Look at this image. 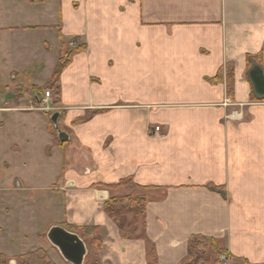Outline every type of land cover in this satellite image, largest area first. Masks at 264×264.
I'll list each match as a JSON object with an SVG mask.
<instances>
[{"label": "crops", "instance_id": "1", "mask_svg": "<svg viewBox=\"0 0 264 264\" xmlns=\"http://www.w3.org/2000/svg\"><path fill=\"white\" fill-rule=\"evenodd\" d=\"M52 16L44 83L73 38L86 49L62 72L59 103L50 99L38 129L60 160L22 243L48 230L55 211L58 225L96 228L101 264H179L195 235L264 264V96L250 79L254 68L264 75V0H55ZM23 20L14 0H0V64L10 62L11 77L21 36L37 28ZM32 92L35 103L43 98ZM22 104L0 111L42 112ZM54 112L64 144L49 130ZM126 179L147 189L100 188ZM135 195L147 198L146 239H124L103 211L109 198Z\"/></svg>", "mask_w": 264, "mask_h": 264}, {"label": "rangeland", "instance_id": "2", "mask_svg": "<svg viewBox=\"0 0 264 264\" xmlns=\"http://www.w3.org/2000/svg\"><path fill=\"white\" fill-rule=\"evenodd\" d=\"M14 4L24 18L22 24L37 28L33 33L25 36L26 38L21 36L22 57L16 63L17 71L15 70L13 75L15 79L9 76L10 62L0 64V108L5 109L23 103L25 108L30 106L34 109H42L39 100L36 103L33 101L32 90L35 89L28 88L38 85L40 89L45 85L43 80L54 53L50 40L53 30L48 26L54 19L52 15L55 10V0L42 2L14 0ZM27 60L30 64H27ZM14 83L17 84L13 85ZM45 91L40 89V95H44ZM20 99L24 100L20 102ZM42 112L22 114L15 111H0V226L7 228V231H0V263L1 259H4V264H10L8 260L15 250L26 253L43 250L54 264H66L46 236L50 228L59 226L76 233L85 242L88 253L84 264H101L97 254L98 241L84 238L81 232L67 227L62 224L63 222L58 225L59 213L55 211L43 222V228L46 227L48 230L37 234L35 241L22 243V231L27 228L29 220L35 217L34 214L42 215L43 212L40 211L49 200V196L51 197L52 182L57 174L56 167L60 160L54 152L51 154L50 149L45 147L47 142L38 130L42 122H45L43 115L45 112ZM48 113L46 114L49 115ZM59 148L61 152L65 147ZM16 183L20 188H16ZM130 218V215L126 217V223ZM135 224L132 228H136L135 233L138 234L142 230L139 216ZM125 232L128 230L126 229ZM18 257L15 258L14 264ZM228 264L242 263L229 260Z\"/></svg>", "mask_w": 264, "mask_h": 264}, {"label": "trees", "instance_id": "3", "mask_svg": "<svg viewBox=\"0 0 264 264\" xmlns=\"http://www.w3.org/2000/svg\"><path fill=\"white\" fill-rule=\"evenodd\" d=\"M42 2L43 0H33ZM61 40V35H60ZM70 44L73 45L71 51L60 56L58 63L53 71L51 78L45 83V85L40 88L46 90L45 92H49L51 98H53V104L57 105L60 99V76L64 69L71 63L72 57L75 54L81 53L86 49V45L82 43L78 38H73L70 41ZM63 47V43L61 42ZM220 76H215L214 78L207 79L210 83H215L219 80ZM37 94L40 96V89L35 88ZM227 89L228 94H232L233 90V72L229 69L227 75ZM44 92V93H45ZM51 114L48 116L50 117ZM93 114H87L86 117L80 119L79 121H85L92 117ZM61 118V117H60ZM49 130L56 135L54 126L49 122ZM100 188L105 190H116L119 188H127V189H142L146 190L147 188H140L135 185L131 179H126L121 181L117 185L113 186H105L100 185ZM147 206V198L145 195H135V196H125V197H111L109 198L103 206V211L114 221L116 226L123 233L124 239H146L145 235V224L142 223V230L136 234V228H132V226L136 225V218L139 216L142 218L145 214ZM130 215V220L127 222L126 217ZM142 220V219H141ZM128 232H125V230ZM82 233L84 235H88V237L92 236V240L97 242V248H101V243L99 238L95 236L96 228L88 227L82 228ZM96 244V243H95ZM152 251L153 248H152ZM229 260H237L242 264H249L244 259L235 258L231 255L226 249L220 247L219 243L213 239L208 238L201 235L191 236L187 243V255L179 264H228ZM4 259H1V264H4ZM16 264H54L48 255L43 250H37L29 253H25L20 255ZM67 264V263H66Z\"/></svg>", "mask_w": 264, "mask_h": 264}, {"label": "water", "instance_id": "4", "mask_svg": "<svg viewBox=\"0 0 264 264\" xmlns=\"http://www.w3.org/2000/svg\"><path fill=\"white\" fill-rule=\"evenodd\" d=\"M250 79L254 85L256 94L264 96V75L262 72L257 68L252 69L250 72ZM59 117L60 113L54 112L51 114L49 120L55 128L59 144H64L68 141V134L60 130L58 126ZM46 236L50 244L58 250L65 263H84V259L88 253L87 247L85 242L82 241L76 233L55 226L49 229Z\"/></svg>", "mask_w": 264, "mask_h": 264}, {"label": "built area", "instance_id": "5", "mask_svg": "<svg viewBox=\"0 0 264 264\" xmlns=\"http://www.w3.org/2000/svg\"><path fill=\"white\" fill-rule=\"evenodd\" d=\"M51 95L49 92H45L43 95V98L40 100V105L43 107L42 109H37V110H42L46 112H50L53 110V108L50 106V101ZM155 131H158V128H155Z\"/></svg>", "mask_w": 264, "mask_h": 264}]
</instances>
